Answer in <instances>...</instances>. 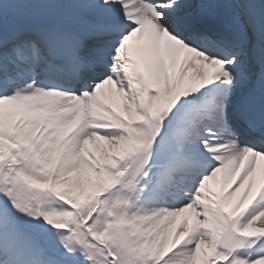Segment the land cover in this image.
I'll list each match as a JSON object with an SVG mask.
<instances>
[{
	"label": "snow or ice",
	"instance_id": "obj_1",
	"mask_svg": "<svg viewBox=\"0 0 264 264\" xmlns=\"http://www.w3.org/2000/svg\"><path fill=\"white\" fill-rule=\"evenodd\" d=\"M0 264H264V0H0Z\"/></svg>",
	"mask_w": 264,
	"mask_h": 264
}]
</instances>
